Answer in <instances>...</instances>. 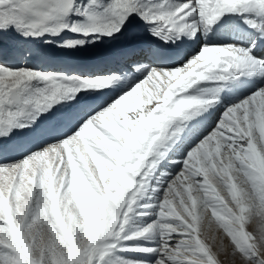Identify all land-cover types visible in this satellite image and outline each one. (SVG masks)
Segmentation results:
<instances>
[{"label":"snow or ice","instance_id":"1","mask_svg":"<svg viewBox=\"0 0 264 264\" xmlns=\"http://www.w3.org/2000/svg\"><path fill=\"white\" fill-rule=\"evenodd\" d=\"M0 264H264V0H0Z\"/></svg>","mask_w":264,"mask_h":264},{"label":"rangeland","instance_id":"2","mask_svg":"<svg viewBox=\"0 0 264 264\" xmlns=\"http://www.w3.org/2000/svg\"><path fill=\"white\" fill-rule=\"evenodd\" d=\"M210 215V214H209ZM217 225L215 224V222H213V229L212 232L209 233V242H211L212 239V235H216L217 237V242L219 241L220 236L222 235V230L217 231ZM227 242V241H225Z\"/></svg>","mask_w":264,"mask_h":264}]
</instances>
